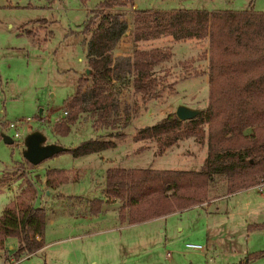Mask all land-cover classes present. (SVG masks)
Masks as SVG:
<instances>
[{
	"label": "rangeland",
	"instance_id": "rangeland-1",
	"mask_svg": "<svg viewBox=\"0 0 264 264\" xmlns=\"http://www.w3.org/2000/svg\"><path fill=\"white\" fill-rule=\"evenodd\" d=\"M103 1L0 0V177L8 182L7 187H13L0 192V214L16 197L15 192L19 197L28 184H33V204L45 206L49 218L46 246L40 252L16 257L22 243L11 237L0 252V264L13 252L16 260L23 259L19 264H264V255L245 262L247 257L264 252V192L256 185L209 206L130 225L113 221L111 212L105 220L98 219L91 209L105 191V169L109 166L197 170L207 156L206 143L195 138L181 140L165 151L155 140L134 139L139 129L176 114L178 107L205 111L209 101L208 41L178 43L162 38L135 43V11L264 12V0H134L133 7L113 10L127 23V31L114 50L111 90L117 125L122 128L123 120L130 117L125 129L128 137L96 160L75 159L65 153L34 167L26 163L24 143L35 131L42 132L45 144L56 150L106 135L107 131L92 127L86 114L70 134L56 135L52 131L66 116V101L76 94L80 79L90 74L84 29ZM137 49L169 53V59L157 69L163 92L147 105L133 88L130 64ZM91 85L89 79L85 90ZM28 118L31 121L19 128L21 138H13L10 123ZM4 134L13 142L6 143ZM77 160L83 161L68 176L77 183L64 188L80 196L79 202L63 200L58 193L48 194L52 189L44 182L48 168L72 167ZM216 180L214 197L229 193L227 177ZM72 212L82 217L66 216ZM187 243L203 245L206 254L188 248ZM244 249L249 255L237 257L232 253Z\"/></svg>",
	"mask_w": 264,
	"mask_h": 264
},
{
	"label": "trees",
	"instance_id": "trees-1",
	"mask_svg": "<svg viewBox=\"0 0 264 264\" xmlns=\"http://www.w3.org/2000/svg\"><path fill=\"white\" fill-rule=\"evenodd\" d=\"M134 6V0H104L86 22L87 63L90 74L80 79L76 94L67 99V115L52 127L56 135H68L82 115L106 135L77 146L61 147L54 156L75 158L116 147L128 137L130 117L117 125L114 116V50L127 31V23L115 9ZM133 19L135 43L171 38L174 42L202 41L209 44L208 107L194 119L182 121L167 115L154 125L139 129L135 140H155L161 151L179 141L195 138L207 145V156L197 170L152 167H111L106 172L107 201L122 203L120 218L141 223L185 210L207 201L209 186L226 176L228 192L257 185L264 178V12L246 11L136 10ZM169 59L164 50L137 49L130 64L133 88L147 105L162 89L157 69ZM92 85L87 87L88 80ZM86 104L88 105L86 109ZM26 160V159H25ZM26 163L34 167L26 160ZM66 170L48 168L46 185L56 189L67 183ZM33 184L0 214V250L11 237L21 241L16 257L33 254L45 246L47 210L35 206ZM103 199L91 207L99 212ZM264 252L251 256L260 257Z\"/></svg>",
	"mask_w": 264,
	"mask_h": 264
},
{
	"label": "crops",
	"instance_id": "crops-1",
	"mask_svg": "<svg viewBox=\"0 0 264 264\" xmlns=\"http://www.w3.org/2000/svg\"><path fill=\"white\" fill-rule=\"evenodd\" d=\"M42 112V111H41ZM40 112V113H41ZM125 140V139H124ZM124 140H122V141H124ZM173 149V148H172ZM171 150V149H170ZM105 151H107V150H105ZM105 151H102V152H99V153H93V154H90V155H86V156H83V157H88V159H91V160H96V159H98V157H101V156H98V155H100L101 153H107V152H105ZM103 156V155H102ZM83 157H79V158H75V159H83ZM108 158H110V157H108ZM107 158V159H108ZM83 160H77V162H75L76 164H73V166L71 167H68V168H62V167H58L59 169H64V170H66V172H67V175L69 176L70 174H72L73 173V171L76 169V167H77V165L79 164V163H81ZM119 167H125V168H130V167H127V166H119ZM57 168V167H56ZM78 168V167H77ZM109 168H111V166H109V167H107L106 169H105V171L106 170H108ZM156 169H158V168H156ZM70 177V176H69ZM218 177H216L213 181H212V183H211V185H210V190H209V193H208V199H207V201H205L204 203H202V204H200V205H196V206H193V207H190V208H188V209H195V208H197L198 206H209L211 203H216V202H219V201H222V200H224L225 198H229L231 195H241L243 192H245L244 190H247L248 188H244V189H241V190H238V191H236V192H233V193H226V194H224V195H222V196H220V197H214V194L212 193V190H213V184L215 183V181H217L216 179H217ZM44 182H46V179L44 180ZM77 183V181L76 180H70V178H69V181L67 182V183H65V184H63V185H61L60 187H58V188H56V189H49V190H47L48 191V194H52V193H58L57 195L59 196V197H61L63 200H69V201H72V200H76V203H78L79 202V200H78V198H80V196H78L77 194H70V193H72L71 192V190L70 189H68V190H65V188H64V186H67V185H73V184H76ZM6 185H8V182L7 181H5V178H3V177H0V192H5V191H10V190H13L12 188V186H10V187H7ZM215 187V186H214ZM106 189V188H105ZM227 190H228V188H227ZM70 192V193H69ZM105 192V191H104ZM103 192V195H102V197H101V199H103V205H102V208H101V210L99 211V212H96V213H93V215L94 216H97V218L99 219V218H103V220H105L104 218H106L107 216H108V214L111 212V219L113 220V221H115V222H118V223H121V224H128V225H130L127 221H123V220H121V218H120V214H119V207H121V205H122V203L121 202H119V201H116V202H112V201H107L108 199L106 198V194ZM15 195H16V197H17V194H16V192H15ZM49 195V196H50ZM16 197L14 196L13 197V199L10 201V202H12V201H14V200H16ZM98 199H100V198H98ZM9 202V203H10ZM8 203V204H9ZM7 204V205H8ZM6 208V207H5ZM4 208V209H5ZM76 208V207H75ZM188 209H185V210H188ZM182 211H184V210H179V211H176V212H173V213H170V214H176V213H180V212H182ZM170 214H168V215H170ZM66 216H69V218L70 219H72V218H76V217H82L81 216V214H78V215H74L73 214V212L72 213H69L68 215L66 214ZM157 218H160V217H157ZM157 218H155V219H157ZM49 220V218H47V221ZM152 220H154V219H152ZM146 222V221H145ZM47 231V230H46ZM208 233H209V231H208ZM208 239V238H207ZM45 243H46V232H45V241H44ZM45 246H46V244H45ZM215 248H216V245L214 246ZM42 250V249H41ZM1 251H3V249L2 250H0V252ZM38 252H40V250L39 251H37L36 253H38ZM203 252V251H202ZM35 253V254H36ZM205 254H206V252H204ZM232 253L234 254V256L236 255L237 257L239 256V255H249V253H248V251L246 250V249H244L241 253L240 252H238V251H232ZM250 261V257H247V259H246V261L245 262H249Z\"/></svg>",
	"mask_w": 264,
	"mask_h": 264
},
{
	"label": "water",
	"instance_id": "water-1",
	"mask_svg": "<svg viewBox=\"0 0 264 264\" xmlns=\"http://www.w3.org/2000/svg\"><path fill=\"white\" fill-rule=\"evenodd\" d=\"M90 71L88 70V73ZM202 111L191 109L186 106H180L177 109L176 115L178 118L182 121L191 120L197 117L198 115H201ZM3 138L6 143H12L13 140L10 136L4 134ZM46 138L40 131H35L31 133L26 141L25 146L26 149L24 151V158L28 160L33 165H39L44 160L52 157L56 153V149L53 148L50 145L45 144Z\"/></svg>",
	"mask_w": 264,
	"mask_h": 264
},
{
	"label": "built area",
	"instance_id": "built-area-1",
	"mask_svg": "<svg viewBox=\"0 0 264 264\" xmlns=\"http://www.w3.org/2000/svg\"><path fill=\"white\" fill-rule=\"evenodd\" d=\"M65 114L67 115V113H65ZM29 121H31L30 118H28L27 120L16 121V122H11L10 123V125H9L10 126V130L14 131L13 138H17V139L21 138V133L19 131L20 130L19 128H20L21 125H23L25 123H28ZM24 146H25V143H24ZM256 186H258L261 189V191L264 192V178ZM186 246L188 248H192L194 250H200V251L206 252V250H205L206 248L203 245H201V244L187 243ZM22 260L23 259L16 260L15 259V253L13 252V253H10L9 256H7L5 258V261H4L3 264H19Z\"/></svg>",
	"mask_w": 264,
	"mask_h": 264
}]
</instances>
